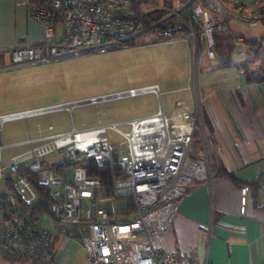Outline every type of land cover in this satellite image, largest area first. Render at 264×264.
<instances>
[{
  "label": "built area",
  "instance_id": "1",
  "mask_svg": "<svg viewBox=\"0 0 264 264\" xmlns=\"http://www.w3.org/2000/svg\"><path fill=\"white\" fill-rule=\"evenodd\" d=\"M157 1L47 0L34 5L31 15L42 26L43 41L14 48L0 73L128 49L141 38L168 44L182 39L192 52L195 45L198 67L200 43H205L208 58L215 60L213 33L225 31L234 16L249 25L264 19V0H225L244 10V15L231 14L222 0H171L174 7ZM157 15L160 17L154 19ZM236 40L244 41L241 36ZM197 72L196 68L189 84L194 107H175L169 116L153 85L1 117L0 124L30 115L71 113L76 107L149 92L158 103V111L151 115L86 128L73 125L70 131L59 133L49 126V134L17 143L30 148L9 160L0 159V183L8 180L12 185V190L0 189V212L7 214L0 217V251L41 259L60 238L80 245L85 253L83 264H208L207 255L199 261L165 251L160 239L171 226L182 197L196 184H211L214 178L211 156L215 150L204 123ZM109 129L123 138L127 155H120L109 142ZM53 153L63 159L46 160ZM92 160L111 165L116 161L124 169L127 178L114 180L112 194L99 179L89 177ZM23 168L35 173L38 183L47 188L51 198L48 213L34 216L41 196ZM262 187L264 190V182ZM239 191L240 213L246 215L250 189L243 186ZM130 201L134 214L121 221L116 203L124 206ZM255 205L264 211V194ZM44 216L50 217L52 228L42 225Z\"/></svg>",
  "mask_w": 264,
  "mask_h": 264
},
{
  "label": "crops",
  "instance_id": "2",
  "mask_svg": "<svg viewBox=\"0 0 264 264\" xmlns=\"http://www.w3.org/2000/svg\"><path fill=\"white\" fill-rule=\"evenodd\" d=\"M33 6L31 0H0V61L8 63L11 60V51L16 47L33 46L43 41L42 26L31 15ZM231 14L235 13L231 12ZM242 22L244 21L234 16L227 26L229 34L249 40L264 37L250 36L247 38L248 32L242 28L245 22ZM185 44L187 74L185 86L182 87L185 93L178 99L177 107L192 109L195 103L189 84L194 59L189 43ZM242 61L244 60H234L231 65L221 66L218 57L211 61L204 51L199 55L197 63L199 93L205 107L204 121L207 135L215 150L211 156L214 178L211 184H196L182 197L171 226L160 235L165 251L183 253L199 261L207 255L208 264H264V211L255 205L256 199L264 194L263 187L261 185L255 191L252 186H248L250 193L246 215L240 213L241 195L239 191L241 187L259 179L264 173V81L249 82L245 72L239 67ZM15 72L17 71H13ZM153 85L159 89L162 108L166 115L160 85L157 83ZM169 91L175 92L172 89ZM145 94H152L156 98L153 92L141 95ZM67 102H54L30 109L0 112V118ZM74 109L71 113L66 110L56 111L68 113L71 129L73 125L76 127L73 119ZM50 113L6 120L0 124V133H2L7 122L18 120L27 122V127L18 140L9 137V140L4 142V135L0 134V159L3 160L2 152L7 149H19V151L5 160L27 151L30 145L16 144L28 137L49 134V126H53V132L56 133L71 130L57 131L53 124L46 127L40 124L34 128L29 126L30 118ZM103 115L107 113L104 112ZM146 115L151 114L138 117ZM169 115L171 114L167 116ZM128 119L132 118L113 122ZM99 124L101 122L87 127ZM263 182L264 177L261 178L260 183ZM0 184L2 191L12 190V185L8 180ZM2 216H7V214L0 212V217ZM42 225L52 228L53 223L50 217L44 216ZM81 250L83 249L80 245L74 241L65 242L59 238L56 260L59 264H62L61 261L64 264H74L75 255ZM84 257L80 264H83Z\"/></svg>",
  "mask_w": 264,
  "mask_h": 264
},
{
  "label": "rangeland",
  "instance_id": "3",
  "mask_svg": "<svg viewBox=\"0 0 264 264\" xmlns=\"http://www.w3.org/2000/svg\"><path fill=\"white\" fill-rule=\"evenodd\" d=\"M157 2L166 7H174V2L171 0H158ZM242 28L248 32L247 38L264 36V21L262 20L252 25L244 23ZM228 31L227 29V34H229ZM60 32L61 29L58 28V33ZM185 43L188 42L182 39L173 44H168L164 41L151 42L148 38H141L128 49H113L105 53L89 54L78 59L54 61L28 68L24 72L0 73V112H13L54 102L90 98L157 83L161 88L165 113L166 115L171 114L172 110L177 107L178 99L185 93L182 89L185 86L187 74ZM204 48L205 43L201 42L200 53ZM193 49L192 72L195 74L197 68L195 45H193ZM247 55L245 44L237 42L233 53L234 60H244ZM6 64L2 60L0 61V67ZM170 89L175 90V92L169 91ZM156 111L155 96L145 94L116 99L98 106L76 107L73 111V119L76 127L82 128L100 122L109 123L152 114ZM104 112L107 115H103ZM28 124L31 128L36 127L37 124L43 127L53 124L57 131L71 129L67 112H54L30 118ZM26 127L27 122L24 120L7 122L0 134L4 135V142H7L9 137L18 140ZM122 129L128 131L129 127H122ZM107 136L109 142L117 148L120 155L128 154L127 146L121 136L110 129L107 130ZM194 147L196 149L199 147L198 142L195 143ZM18 151L19 149L4 150L2 159L5 160ZM53 159L61 161L63 156L59 153H53L46 157L48 161ZM72 171V167H69V176L72 175ZM116 205L121 206V202L116 203ZM119 210H121L120 215L116 214L125 219L129 216V212L131 215L134 214L135 208L133 211ZM83 257L84 252L81 250L75 255L74 264H80ZM61 263L64 264L63 261ZM0 264L17 263L5 262L0 256Z\"/></svg>",
  "mask_w": 264,
  "mask_h": 264
},
{
  "label": "trees",
  "instance_id": "4",
  "mask_svg": "<svg viewBox=\"0 0 264 264\" xmlns=\"http://www.w3.org/2000/svg\"><path fill=\"white\" fill-rule=\"evenodd\" d=\"M34 5L44 3L47 0H31ZM140 1V0H138ZM222 3L227 7L232 13L244 15L245 12L237 5L229 3L222 0ZM160 15L154 17V19L159 18ZM264 21V19L262 20ZM227 29L225 31H215L213 33L214 39V50L216 57L220 60L221 66H228L233 63V53L236 49L237 36L233 34H227ZM243 43L247 49L248 55L245 57L244 61L239 64V67L245 72L247 80L249 82H263L264 81V37L258 40L244 39ZM205 123V121H204ZM206 127V123H205ZM117 155V154H116ZM22 172L28 179L36 186L40 193V201L36 205L37 210L33 211L34 216H40L42 214L48 213V206L51 202L50 195L47 188L38 183V179L35 173L28 171L26 168L22 169ZM88 175L91 178H97L105 185L107 193L112 194L113 181L115 179H126L127 175L124 169L116 161L114 165L111 163L104 162L100 163L96 160H92L90 166H88ZM264 177V173L260 175L259 179L253 180L247 183V186H252L255 191L263 184L260 183L261 178ZM3 204H7L6 200H1ZM119 209H126V211H133L134 204L130 201L127 205L119 206L116 213L120 215ZM131 213L125 219L120 218L121 221H128L131 218ZM59 245V238H56L48 250V255L45 258H33L21 256L16 253H8L0 251V256L5 262H14L17 264H59L56 260L57 248Z\"/></svg>",
  "mask_w": 264,
  "mask_h": 264
},
{
  "label": "bare ground",
  "instance_id": "5",
  "mask_svg": "<svg viewBox=\"0 0 264 264\" xmlns=\"http://www.w3.org/2000/svg\"><path fill=\"white\" fill-rule=\"evenodd\" d=\"M0 120H1V118H0Z\"/></svg>",
  "mask_w": 264,
  "mask_h": 264
}]
</instances>
